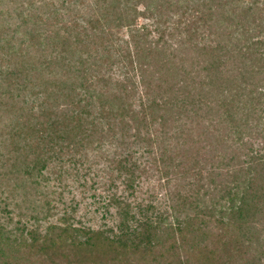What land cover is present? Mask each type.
I'll return each instance as SVG.
<instances>
[{"label": "trees", "instance_id": "trees-1", "mask_svg": "<svg viewBox=\"0 0 264 264\" xmlns=\"http://www.w3.org/2000/svg\"><path fill=\"white\" fill-rule=\"evenodd\" d=\"M260 143L264 0H0V264H264Z\"/></svg>", "mask_w": 264, "mask_h": 264}, {"label": "rangeland", "instance_id": "rangeland-1", "mask_svg": "<svg viewBox=\"0 0 264 264\" xmlns=\"http://www.w3.org/2000/svg\"><path fill=\"white\" fill-rule=\"evenodd\" d=\"M145 22H148V19L147 18H141L139 19L138 21V24L139 25H142L144 24ZM62 23H59L58 25H61ZM66 24L67 26H70V23H64ZM73 32H77V30H73ZM127 33V29H124V34L122 36L124 37H128V35L126 34ZM36 98V96L32 95V93L30 91H27L26 92V95H25V99L27 101H30L32 99ZM261 142V139H257L255 140V144ZM264 144L263 143H260L258 144L257 146H263ZM156 177L154 176H151V179L150 180H143L142 183H141V190L137 191L135 198H137V200L141 201L143 200V198H148V190L151 189L152 185L156 184ZM74 192H76V199L77 200H82L83 196L82 194L76 190V189H73ZM86 194L88 197H90L89 199H87L86 201H88L86 204H83L81 206V209L79 210V215L81 214L82 217H84V222L86 224H92L94 227H111L115 222L116 220L113 218V217H104L103 218V212H100V213H96V214H91V211L93 210L94 206H92V204L90 205L89 203H91L92 201H94V198L91 197V194L93 192H98L97 189L95 190L94 188H91L89 187V185L87 186L86 188ZM68 197H72L73 195L70 194V193H67ZM132 196V197H134ZM160 196V194H159ZM88 204V207L86 206ZM87 207V208H86ZM87 209V210H86ZM92 216H96V218L92 217ZM47 225V222L45 224V226ZM44 226V227H45ZM43 227V228H44ZM33 258L34 261H36L37 263H41V259H45V263L46 264H53L52 260L48 259L47 256L45 255H42L41 257H39V255H34L32 254L31 255ZM55 261V260H54Z\"/></svg>", "mask_w": 264, "mask_h": 264}]
</instances>
